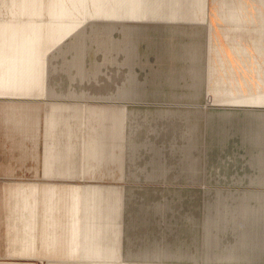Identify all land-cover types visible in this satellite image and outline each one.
<instances>
[{
  "label": "rangeland",
  "instance_id": "1",
  "mask_svg": "<svg viewBox=\"0 0 264 264\" xmlns=\"http://www.w3.org/2000/svg\"><path fill=\"white\" fill-rule=\"evenodd\" d=\"M41 1L86 9L25 26L56 91L57 168L50 229L42 217L22 264H263L264 181L242 167L264 153L242 135L264 130V27Z\"/></svg>",
  "mask_w": 264,
  "mask_h": 264
},
{
  "label": "crops",
  "instance_id": "2",
  "mask_svg": "<svg viewBox=\"0 0 264 264\" xmlns=\"http://www.w3.org/2000/svg\"><path fill=\"white\" fill-rule=\"evenodd\" d=\"M72 9L86 7L0 0V264H22L26 248H39L29 243L39 242L42 217L48 218L49 231L55 212L56 91L41 81L40 55L25 49V26L56 24L58 10ZM145 9L171 11L161 22L144 18L150 24L264 27V0H151ZM242 145L248 154L249 148L264 153V130L243 133ZM242 168L258 184L264 181V161ZM28 186L37 187L36 192L26 191Z\"/></svg>",
  "mask_w": 264,
  "mask_h": 264
}]
</instances>
